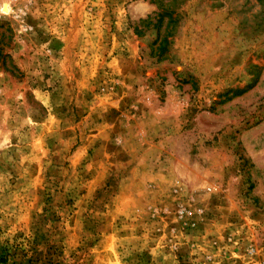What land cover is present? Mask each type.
Instances as JSON below:
<instances>
[{"label": "rangeland", "instance_id": "1", "mask_svg": "<svg viewBox=\"0 0 264 264\" xmlns=\"http://www.w3.org/2000/svg\"><path fill=\"white\" fill-rule=\"evenodd\" d=\"M0 257L264 264V0H0Z\"/></svg>", "mask_w": 264, "mask_h": 264}, {"label": "trees", "instance_id": "2", "mask_svg": "<svg viewBox=\"0 0 264 264\" xmlns=\"http://www.w3.org/2000/svg\"><path fill=\"white\" fill-rule=\"evenodd\" d=\"M140 23H141V24H144V25H151V21H149V20H142V21H140ZM134 31H135L136 34H140V33H141V31L138 29V27H135V28H134ZM163 41H164V43L162 44V47H163V48L161 49L160 54H163V53L165 52L166 39H163ZM6 263H7L6 258H2V257H0V264H6Z\"/></svg>", "mask_w": 264, "mask_h": 264}, {"label": "bare ground", "instance_id": "3", "mask_svg": "<svg viewBox=\"0 0 264 264\" xmlns=\"http://www.w3.org/2000/svg\"><path fill=\"white\" fill-rule=\"evenodd\" d=\"M3 9H4V12L7 14V13H8V11H9V8H8V6H7V5H4V6H3Z\"/></svg>", "mask_w": 264, "mask_h": 264}]
</instances>
